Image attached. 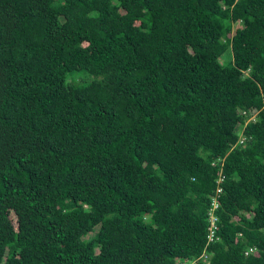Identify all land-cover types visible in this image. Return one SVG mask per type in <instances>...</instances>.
Returning <instances> with one entry per match:
<instances>
[{"label":"trees","instance_id":"16d2710c","mask_svg":"<svg viewBox=\"0 0 264 264\" xmlns=\"http://www.w3.org/2000/svg\"><path fill=\"white\" fill-rule=\"evenodd\" d=\"M191 262L264 264V0H0V264Z\"/></svg>","mask_w":264,"mask_h":264},{"label":"built area","instance_id":"2783aa9c","mask_svg":"<svg viewBox=\"0 0 264 264\" xmlns=\"http://www.w3.org/2000/svg\"><path fill=\"white\" fill-rule=\"evenodd\" d=\"M219 191H220V190H218V193H219ZM213 205H214V206H213V210H212L211 212H213L214 209L217 207L215 203H214ZM210 217H211V216H210ZM210 219H211V218H210ZM191 263H192V262H191ZM191 263H188V264H191ZM185 264H186V263H185ZM192 264H193V263H192Z\"/></svg>","mask_w":264,"mask_h":264},{"label":"rangeland","instance_id":"374dc122","mask_svg":"<svg viewBox=\"0 0 264 264\" xmlns=\"http://www.w3.org/2000/svg\"><path fill=\"white\" fill-rule=\"evenodd\" d=\"M10 219L12 220L13 224L15 223L13 214L10 215Z\"/></svg>","mask_w":264,"mask_h":264},{"label":"clouds","instance_id":"9594fccd","mask_svg":"<svg viewBox=\"0 0 264 264\" xmlns=\"http://www.w3.org/2000/svg\"><path fill=\"white\" fill-rule=\"evenodd\" d=\"M211 211H212V210H211ZM211 211H210V212H211Z\"/></svg>","mask_w":264,"mask_h":264}]
</instances>
